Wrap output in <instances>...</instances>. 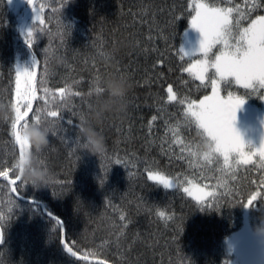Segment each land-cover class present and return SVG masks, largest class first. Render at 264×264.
<instances>
[{
	"label": "trees",
	"instance_id": "16d2710c",
	"mask_svg": "<svg viewBox=\"0 0 264 264\" xmlns=\"http://www.w3.org/2000/svg\"><path fill=\"white\" fill-rule=\"evenodd\" d=\"M210 2L221 7L239 3L242 10L244 4V0ZM187 3L32 0L29 4L20 0L12 9L8 0H0V103L14 102L15 68L31 71L33 57L38 61L33 111L44 103L39 78L45 67L53 92L71 84L82 93L69 98L71 104L61 113L65 131L49 137V148L39 157L54 174L55 183L50 188H33L18 180L13 185L18 191L12 192L7 182H0V215L4 217L0 221V264H227V240L242 224L239 201L246 203L250 193L260 191L254 204L264 208V189L259 186L264 170L255 164L238 166L225 177L235 198L223 197L218 205L212 198L201 205L181 189L192 180L213 191L221 175L215 162L196 159L199 166H194L188 150L203 142L202 130L194 123L184 124V105L167 101L170 85L178 99L199 101L210 92V86H201L183 71L191 60L177 55L192 14ZM42 4L46 5L42 13L45 25L33 22L32 7L39 9ZM53 7L60 10V21L70 30L58 28ZM258 14H264V9ZM50 15L52 20H48ZM177 16L180 19L171 24ZM22 17L24 39L31 27L45 29L34 32L31 48L20 41ZM48 31L53 33L51 37ZM106 56L110 63L104 62ZM111 77L129 85L127 110L122 116L106 117L99 125L105 153L97 158L74 142L77 128L67 121L78 124L79 115L73 116V111L86 114L95 96L103 93L95 92L97 84L103 89L104 80ZM31 116L30 112L26 119L31 121ZM153 116L157 119L150 129ZM11 121L0 119V171L9 172L8 181L17 176L14 161L19 154ZM118 157L128 160L129 166L114 164ZM146 165L167 174L179 187L166 190L149 181ZM129 172L135 175L130 177ZM209 202L211 208L204 206ZM158 211L171 219H161ZM121 214L130 221L123 230ZM248 217L250 226L258 224L257 211L250 208Z\"/></svg>",
	"mask_w": 264,
	"mask_h": 264
},
{
	"label": "snow or ice",
	"instance_id": "6c2138e0",
	"mask_svg": "<svg viewBox=\"0 0 264 264\" xmlns=\"http://www.w3.org/2000/svg\"><path fill=\"white\" fill-rule=\"evenodd\" d=\"M10 2V0H9ZM67 0H65V3ZM31 4L32 0H28ZM231 4V0H228ZM46 5L42 4L39 9L35 6L32 7L34 12V21H39L41 25H45V20L42 19V13ZM187 8L191 9V19L189 21L190 28L196 30L200 35L198 47L194 52H185L180 48L181 59L185 56H197L193 62L183 67V71L187 72L189 77L194 81H199L200 85L207 88L209 87L206 81L210 82L211 94H206L202 99L190 100L188 97L179 98L174 92L173 87L170 85L167 88V101H176L185 106L184 108V124L190 125L192 123L202 130V140L210 144L211 150L200 157V160L206 164L215 162L218 167L216 171L221 175L217 177V183L213 186V191H202V195L194 197L197 203L203 205L204 200L208 197L212 201L219 204L223 197H233V189L228 187V181L225 177L237 171L238 166L253 165L261 170H264V141L261 142L258 148L248 147L245 150V145L242 142L240 135L233 128V122L236 118V112L244 103V100L236 94L229 92L227 97L221 95V84L231 83L233 80L240 88L248 90L247 95L253 96L254 93L259 95V98L264 101V14H258L260 10L264 9V0H244L243 10L239 3L234 7L225 6L221 7L210 0H188ZM53 13H56V22L58 28L62 30H70L69 26L62 24L59 17V9L53 7ZM253 13H257L255 18H252ZM53 16H49L48 20H52ZM180 17H174L171 24H175L176 20ZM248 20L247 26L242 24V21ZM44 28L31 27L27 31L25 43L31 48L33 46L34 32L39 33L44 31ZM50 37L53 35L51 31L47 33ZM61 34V33H57ZM38 38V37H36ZM163 38V37H162ZM213 49H216L213 52ZM47 52V50H45ZM180 53H177L179 55ZM106 55L105 53H101ZM47 57L45 58L46 63ZM38 61L35 57L32 59V70H21L16 68L15 75V100L11 103L15 111V119L11 121V135L14 137L15 144L19 146V153H23L27 146L21 140L18 134V128L21 122H39L42 116L54 118L59 123L57 131L53 136L59 135L60 132L65 131V118L63 117L62 109L71 104L70 97H79L81 92L73 90L71 84H66L64 87L58 89L56 92L48 87V69L44 68L39 78V86L44 95L40 97L44 101L42 106H37L33 111V101L37 100V73L35 68ZM210 70H214L211 72ZM99 80V77H96ZM96 93H102L103 89L97 84L95 87ZM91 94V93H89ZM59 97V102L57 101ZM68 102V103H64ZM74 107V105H73ZM23 109V110H22ZM32 113L31 121L26 119L29 113ZM79 115V123L83 120V113H76L73 111V116ZM157 119L156 116L152 117L149 121V128L151 129L152 121ZM74 120H68L67 124L73 128H78ZM63 139L67 140L66 137ZM78 145L77 138L74 141ZM179 142V141H176ZM185 151V149H181ZM188 154L193 158L194 166H199L196 162L195 153L188 150ZM258 157V160L254 158ZM108 159H111L109 157ZM222 160V165H221ZM116 165L129 166V161L118 157L113 162ZM132 166H135L134 163ZM145 172H147V179L153 181L158 185H162L164 189H171L174 186V179L167 174L160 171H153L150 165H146ZM8 171H0V176L5 180L8 179ZM107 172L105 173L106 178ZM135 173L129 172V176ZM19 180L17 175L15 180H11L12 185L16 184ZM255 183V181H253ZM103 183V181H102ZM191 183V182H189ZM259 186L264 189V175L261 176ZM2 187V186H0ZM216 189H223L218 192ZM12 192H17L18 188L13 187ZM185 192H190L189 188H184ZM261 196L260 191L250 193V198L247 203L240 200L239 203L243 208L258 207L254 201ZM206 207L211 208L212 202H209ZM157 216L163 220L171 219L166 216L165 212L158 211ZM4 217L0 215V221ZM120 220L122 223L121 230L127 228L130 222L128 218L121 214ZM56 223L59 225V221ZM3 242V233L0 232V243ZM63 243V240L61 241ZM64 248L73 256L71 248L64 244Z\"/></svg>",
	"mask_w": 264,
	"mask_h": 264
},
{
	"label": "clouds",
	"instance_id": "9594fccd",
	"mask_svg": "<svg viewBox=\"0 0 264 264\" xmlns=\"http://www.w3.org/2000/svg\"><path fill=\"white\" fill-rule=\"evenodd\" d=\"M110 63V57L104 58ZM126 81L111 77L103 82V93L96 95L89 104V110L84 114L77 128L78 146L88 155L101 157L105 153L103 135L98 131L99 125L108 116H122L127 110L126 97L129 92ZM0 119L14 120L15 111L11 103H0ZM58 121L42 116L37 122H21L18 134L26 144V150L19 153L14 161V168L19 180L25 186L33 188H50L55 183V176L50 169L40 162V154L49 148V137L57 131ZM211 146L203 141L196 145L193 152L197 160L210 152ZM247 209V208H246ZM258 212V224L253 227V235L264 242V208L253 207Z\"/></svg>",
	"mask_w": 264,
	"mask_h": 264
},
{
	"label": "rangeland",
	"instance_id": "374dc122",
	"mask_svg": "<svg viewBox=\"0 0 264 264\" xmlns=\"http://www.w3.org/2000/svg\"><path fill=\"white\" fill-rule=\"evenodd\" d=\"M19 1L20 0H10L9 2L8 0V3L12 9H16ZM199 40V33L191 29L189 23L183 34L180 48L182 47L185 52H194L198 47ZM215 51L216 49H213V52ZM180 55H183V53H180ZM185 58H189L191 60L190 62H193L198 58V54L197 56H185ZM16 68L20 67L16 66ZM20 69L23 70L22 68ZM211 72H214V70H210V74ZM206 82H208L210 86V82ZM247 91L248 90L236 85L234 80L231 83L222 82L221 84V95L223 97L226 98L228 93L232 92L233 94L239 95L244 100V103L236 112L233 128L240 135L245 145V150H248L249 146L258 148L261 142L264 141V101H262L256 93H254L253 96L245 94ZM209 94H211V87ZM254 159L258 160L259 158L255 157ZM177 187H179V183L174 180V186L171 189ZM184 188H189L190 192H185ZM181 189L188 197L195 201L197 200L194 197L202 195V191H212L192 180H188L186 184L181 186ZM197 189H201L202 191H198ZM209 198L211 197L206 198L204 201ZM249 212L250 208H242V224L231 238L227 240L226 249L230 256L227 259V264H264V242H261L253 235V227L249 224Z\"/></svg>",
	"mask_w": 264,
	"mask_h": 264
},
{
	"label": "water",
	"instance_id": "95a60500",
	"mask_svg": "<svg viewBox=\"0 0 264 264\" xmlns=\"http://www.w3.org/2000/svg\"><path fill=\"white\" fill-rule=\"evenodd\" d=\"M24 27H25V25H24V24H21V26H20V28H19V37H20V40H21L23 43H25V42H24V41H25V40H24V35H23ZM37 70H38V63H37V66H36V68H35L36 73H37ZM1 181H5V182L9 183V185H12V184L10 183V181L5 180L3 177H0V182H1ZM78 258H80V259H84V260H86V261H92V260H89V259L82 258V257H80V256H78ZM92 262H93V261H92ZM96 263H98V264H102V263H100V262H96Z\"/></svg>",
	"mask_w": 264,
	"mask_h": 264
},
{
	"label": "bare ground",
	"instance_id": "6f19581e",
	"mask_svg": "<svg viewBox=\"0 0 264 264\" xmlns=\"http://www.w3.org/2000/svg\"><path fill=\"white\" fill-rule=\"evenodd\" d=\"M21 24H25V21L23 20V17H22V19H21ZM25 40V39H24ZM21 41V40H20ZM25 42V41H24ZM21 43H22V45H24V46H28L26 43H23L22 41H21ZM37 72H38V70H37ZM0 177H2V176H0ZM16 182H18V181H16ZM9 184V183H8ZM10 186V188L12 189V187H13V185H9ZM96 262V261H95ZM102 264H106V263H102Z\"/></svg>",
	"mask_w": 264,
	"mask_h": 264
}]
</instances>
